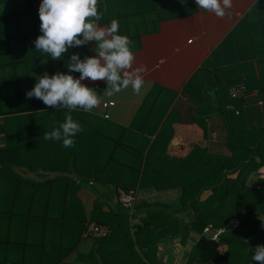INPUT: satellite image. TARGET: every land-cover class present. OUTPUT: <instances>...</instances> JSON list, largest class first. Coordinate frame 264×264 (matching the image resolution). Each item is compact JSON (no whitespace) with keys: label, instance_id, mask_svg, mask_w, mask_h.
<instances>
[{"label":"trees","instance_id":"1","mask_svg":"<svg viewBox=\"0 0 264 264\" xmlns=\"http://www.w3.org/2000/svg\"><path fill=\"white\" fill-rule=\"evenodd\" d=\"M37 1L0 0V264H69L90 222L107 225L109 234L95 239L89 254L80 251L73 264H165L157 263L160 247L173 250L175 240L186 245L191 234L183 264H258L252 256L264 245V176L249 181L264 164V127L248 121L241 126L236 109L224 112L243 98L228 94L221 101L231 155L202 145L185 156L171 154L174 96L163 89L146 96L130 125L77 109L71 115L83 130L73 138L74 147L46 140L44 133L59 127L68 109L28 99L26 92L45 73L79 78L65 64L73 53L82 60L91 56L87 45L69 48L60 60L35 49L42 35ZM185 1L98 0L103 18L97 23L108 27L118 20L119 34L133 41V50L143 33L189 13L182 11ZM212 55L215 66L239 72L228 89L244 82L246 95L264 93V0H257ZM82 83L107 88L104 80ZM85 185L108 190L94 191L89 213L79 196ZM120 190L138 191L133 213L120 203ZM162 195H172V202L162 206ZM115 197L117 205L106 211ZM135 217L140 223L132 222ZM233 219L239 226L218 241L203 235L207 226L225 228Z\"/></svg>","mask_w":264,"mask_h":264},{"label":"crops","instance_id":"2","mask_svg":"<svg viewBox=\"0 0 264 264\" xmlns=\"http://www.w3.org/2000/svg\"><path fill=\"white\" fill-rule=\"evenodd\" d=\"M41 2L42 0H38L36 3L38 11ZM185 2L187 5L182 11L189 13L164 20L159 23L156 30L143 33L132 50L135 55L133 67L146 69L143 73L145 84L141 93L134 94L130 86L112 96H102L106 88L96 92L102 96L101 102H115V105L108 109L112 120L130 125L146 96L152 90L157 93L159 89H163L168 92L167 95L174 96V103L169 109L172 110L174 128V135L169 145L171 154L185 156L194 145H202L213 152L231 155L227 147L230 125L226 123L221 110V101L228 99L226 95H230L229 81L235 80L239 72L234 73L226 65L215 66L217 61L212 54L257 0H233L232 8L226 10L228 14L223 19L198 8L195 0ZM94 48L95 42L87 44L91 57L95 55ZM220 69L227 70L222 73ZM242 98V101L229 104L224 112L233 114L235 109L238 113L241 112L235 113L236 116L242 117L239 120L241 126L246 125L244 121H248L254 126L264 127V93L255 90L254 93ZM92 111L102 115L101 110ZM258 176H264V164L257 172L251 174L249 183L255 184ZM97 189L100 192L108 191L101 186L93 189L86 185L79 190V196L88 213L92 210L97 197L94 192ZM158 193L155 192L154 196L161 195ZM116 205L115 197L104 206V209L108 211ZM132 222L140 223V218L135 217ZM189 239L194 240V235L191 234ZM94 241L95 239L86 238L66 261L73 264L80 251L89 254ZM191 246V242L184 245L179 240H175L170 254L167 252L168 249L161 246L160 249H165L163 262L168 264L174 261L176 264H183V253Z\"/></svg>","mask_w":264,"mask_h":264},{"label":"clouds","instance_id":"3","mask_svg":"<svg viewBox=\"0 0 264 264\" xmlns=\"http://www.w3.org/2000/svg\"><path fill=\"white\" fill-rule=\"evenodd\" d=\"M195 3L221 19L233 6V0H195ZM97 5L98 0H42L39 8L42 35L34 41L35 49L50 55L52 60L62 59L71 47L95 42L94 56L82 60L79 53H73L65 64L69 73H80L79 78L64 72L45 73L37 76L34 88L26 92L28 99L36 98L48 107L68 109L64 122L44 133V139L62 141L65 148L74 147L73 138L83 130L71 112L77 109L91 112L100 105L102 96H112L129 86L139 95L145 84L146 69L133 67V41L119 34L118 20L113 19L108 27L99 26L97 22L103 14L98 12ZM85 79L106 81L104 94L98 95L95 89L83 84ZM252 260L264 264V245L255 248Z\"/></svg>","mask_w":264,"mask_h":264},{"label":"built area","instance_id":"4","mask_svg":"<svg viewBox=\"0 0 264 264\" xmlns=\"http://www.w3.org/2000/svg\"><path fill=\"white\" fill-rule=\"evenodd\" d=\"M230 95L233 99H239L246 95L247 93V86L244 82H240L238 84L232 85L229 89ZM115 105V102L113 101H102L98 107H96L94 110H101L102 115L105 118H110L111 115L108 112V109H110L112 106ZM238 112V110H236ZM119 201L122 204L123 207L129 209L132 213L134 211V208L137 203L138 197V191L137 190H131L130 192H125L120 190L119 192ZM239 226V220L233 219L229 222V224L225 228L216 229L213 226H207L204 229L203 235L207 239L216 240L218 241L220 238L221 233L224 231H227L229 229H235ZM109 227L107 225H101L97 224L95 222H90L87 225V229L83 233V237L85 238H102L109 234Z\"/></svg>","mask_w":264,"mask_h":264},{"label":"rangeland","instance_id":"5","mask_svg":"<svg viewBox=\"0 0 264 264\" xmlns=\"http://www.w3.org/2000/svg\"><path fill=\"white\" fill-rule=\"evenodd\" d=\"M41 3H42V2H41ZM171 196H172V195H170V196H168V195H162V196H161V198H162V201H161L162 206H163V203H169V202H172V201H170ZM167 199H168L169 201L165 202ZM183 218H184L185 220L188 219V217L185 216V215H183ZM192 241H193V240H191L190 242L192 243ZM167 252H168L169 254L171 253V249H170V247H169V249L167 250ZM171 258H172V255H171Z\"/></svg>","mask_w":264,"mask_h":264},{"label":"water","instance_id":"6","mask_svg":"<svg viewBox=\"0 0 264 264\" xmlns=\"http://www.w3.org/2000/svg\"><path fill=\"white\" fill-rule=\"evenodd\" d=\"M164 255H165V249H161L158 253L157 263H161L163 261Z\"/></svg>","mask_w":264,"mask_h":264}]
</instances>
